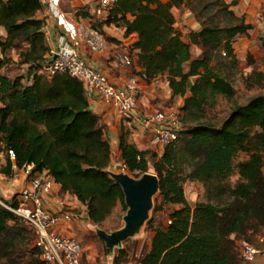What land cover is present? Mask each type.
Wrapping results in <instances>:
<instances>
[{
    "label": "trees",
    "instance_id": "1",
    "mask_svg": "<svg viewBox=\"0 0 264 264\" xmlns=\"http://www.w3.org/2000/svg\"><path fill=\"white\" fill-rule=\"evenodd\" d=\"M241 0H117L103 24L136 34L134 49L138 66L147 80L165 76L175 95L185 96L182 111L196 126L186 132L183 145L166 147L154 163L163 204L178 206L165 228H156L149 252L140 264H251L241 258L239 243H254L264 235V96L245 106H236L222 128L203 124L205 107L221 96L227 100L236 91L230 76L212 66L214 55L237 65L234 43L252 29L233 8ZM186 8L201 25L188 41L175 29L173 10ZM41 0H0L2 54L19 52L32 82L0 74V136L6 155L16 154V167L34 163L35 172H48L63 192L74 195L88 209L94 226L104 223L120 204L128 210L122 188L108 170L111 145L100 117L90 109L84 85L67 74L54 77L37 74L50 49ZM201 49L193 59L191 46ZM223 57V58H222ZM0 59V71L7 64ZM264 65V58H263ZM248 66L255 65L249 56ZM264 81L253 71L248 79ZM191 79L194 83L190 86ZM120 162L134 179L149 172L150 151H140L124 136ZM240 154L247 159L238 161ZM8 158V156H7ZM156 158V157H154ZM190 169L184 176V167ZM12 163L1 172L12 176ZM238 176L236 185L229 182ZM197 182L205 188V202L190 206L184 184ZM6 205L16 203L4 202ZM35 234L0 205V264H45L33 245ZM113 264H120L116 258Z\"/></svg>",
    "mask_w": 264,
    "mask_h": 264
},
{
    "label": "crops",
    "instance_id": "2",
    "mask_svg": "<svg viewBox=\"0 0 264 264\" xmlns=\"http://www.w3.org/2000/svg\"><path fill=\"white\" fill-rule=\"evenodd\" d=\"M48 1L41 0L44 9L37 14V17L45 22L44 32L50 49L47 57L60 49L77 46L89 65L106 74L114 85L123 88L131 77H136L139 84L141 93L138 98L137 108L129 116L121 115L116 108L105 103L96 94H87L90 109L100 117L106 139L111 145L112 158L108 170L112 172L116 166L115 161H120L121 136H124L138 150L150 151V153L159 154L161 157L165 152V147L151 145L152 133L143 127L141 119L143 116L151 113H168L178 111V109L182 110L186 99L191 97L190 90H187L185 96L175 95L165 76L147 80L144 71L138 66L139 51L134 49L138 36L136 34L127 35L126 30L123 28L103 24L105 20L100 24L101 33L107 40L106 49L102 53H92L85 46L80 36L72 39L65 32L62 22L75 28L79 23H85L87 16L92 14L94 10L95 0H54L57 6L56 9L55 7L51 8ZM225 1L230 3L232 0ZM233 10L237 16L245 17L246 23L252 27L247 36L238 37L233 45L239 64L240 59L237 56L241 51L239 42H244L242 44L245 45L246 49L254 46H261L264 49V0H241L239 5L233 8ZM175 11L177 10H173L176 21L175 29L183 34L184 39L185 34L189 36L193 32L201 31V25L189 10L182 11L178 17ZM58 15H61L60 20ZM2 34L3 38L1 42L6 38L4 29H2ZM188 36L185 39L186 41H188ZM7 53L4 55L0 50V59H7ZM201 53L200 48L191 46L193 59L198 58ZM123 55L132 57V67H126L122 64L119 56ZM12 59L13 62L19 65V52ZM21 67L27 68L26 66ZM2 70L0 71L1 74ZM37 74H39L38 71ZM31 82L32 77L29 80V83ZM193 83L194 79H191L190 86ZM0 158H2V155H0ZM7 160L8 158L5 161H1L3 167H0V169L6 168ZM11 163L12 176H6L2 172L0 174L2 180L0 181V199L2 201H0L3 203L5 201L14 203L19 198L20 193L30 187L31 180L23 175L21 170L17 169L15 162L11 161ZM120 165H123V163ZM44 203L45 208L52 213H57L64 209L72 211L76 215L77 219L74 222L60 227L59 231L62 234L77 236L79 231L87 227V225L91 226L87 207L79 202L74 195L63 192L61 186L57 183H55L52 192L44 197ZM252 264H264V255H259Z\"/></svg>",
    "mask_w": 264,
    "mask_h": 264
},
{
    "label": "built area",
    "instance_id": "3",
    "mask_svg": "<svg viewBox=\"0 0 264 264\" xmlns=\"http://www.w3.org/2000/svg\"><path fill=\"white\" fill-rule=\"evenodd\" d=\"M48 2L51 8L56 9L54 0ZM116 2L117 0H95L94 10L87 16L85 23H79L75 28L62 22L65 32L72 39L80 36L92 53H102L106 49L107 40L101 33L100 22L107 19ZM58 18L60 20L61 15H58ZM2 38L0 28V41ZM119 59L124 66H133L131 56L123 55L119 56ZM38 73L47 77L67 74L77 79L84 85L87 94H96L123 116H129L137 108L141 90L136 77H131L123 88L114 85L106 74L89 65L77 46L51 53L39 66ZM141 122L143 127L152 133V146H171L180 139L183 132L178 111L151 113L143 116ZM7 156L11 161H16L13 150H8ZM121 167L126 169L124 165ZM35 169L34 163L22 167V174L31 181L30 187L24 189L15 201L16 206L6 205L1 201L0 205L13 213L24 227L34 232V247L41 251V260L45 264H82V243L76 236L59 231L61 226L71 224L77 217L72 211L63 209L52 213L45 208L44 197L52 192L55 181L48 172H35ZM240 250L243 261L252 264L259 255H264V235L259 236L254 243L241 242Z\"/></svg>",
    "mask_w": 264,
    "mask_h": 264
},
{
    "label": "rangeland",
    "instance_id": "4",
    "mask_svg": "<svg viewBox=\"0 0 264 264\" xmlns=\"http://www.w3.org/2000/svg\"><path fill=\"white\" fill-rule=\"evenodd\" d=\"M175 10H177L175 13L178 17L182 11L189 9L181 8ZM187 36L188 35L185 34V39ZM242 43L244 42H239V48L241 51L237 54V56L240 60L239 64L237 62L238 65L235 67L229 64V60L226 62V60L221 59V57L216 56V54L214 55L211 63L212 66L221 74L230 76L236 95L231 100H227L221 96H217L211 100L214 102V105L205 107L204 116L200 120L203 124H209L218 129L222 128L224 123L234 113L236 106H245L254 98L264 96V81L256 82L257 79L255 77L248 79L253 69L254 71H257V73H264V65L262 62L264 58V49L261 46H254L246 49L245 45ZM17 53L18 51H8V62L2 70V74L12 80L23 77L24 86H28L29 80L31 79L28 73V68H23L20 64L17 65V63L13 62L12 59V57L17 55ZM251 55L253 56V61L255 62L254 67L247 66L249 56ZM0 107H2L1 103ZM178 112L181 115L183 132L181 133L180 141L176 145H183V139L187 137L186 132L194 128L196 126V122H194L190 117L187 118L185 116V112L181 109H178ZM0 155H2V158H0V167H3L1 161H5L7 159V155L6 148L1 141V136ZM152 156L153 158L151 157L149 160L148 173L156 175L154 172V163L160 158V156L155 153L152 154ZM245 159H247V156L245 154H240L236 163ZM120 164V161L116 160V166L111 173L127 174L133 178V176L127 172V169H123ZM184 170V176H187L190 169L185 166ZM1 171L2 169H0V174H2ZM238 180L239 177L235 175L230 178L229 182L234 186ZM0 181H2L1 177ZM184 193L189 205L192 207L199 202L206 201L205 188L197 182L187 181L184 184ZM0 200L2 201V199ZM177 209H179L178 206L163 204L162 198L159 195H156L153 199V208L149 213L148 221L139 230V232L119 247L110 249L106 243L100 239L98 233L102 231L111 235L125 228L126 223L124 218L126 217L128 210H124L119 204L112 215L104 223L99 226H94L93 224H91V226L87 225V227L79 231L77 234V239L84 247L82 264H113L116 258L120 259V264H140L142 258L150 250L154 230L156 228L167 227L170 215ZM240 244L241 242L239 243V246ZM32 246H34V243Z\"/></svg>",
    "mask_w": 264,
    "mask_h": 264
},
{
    "label": "water",
    "instance_id": "5",
    "mask_svg": "<svg viewBox=\"0 0 264 264\" xmlns=\"http://www.w3.org/2000/svg\"><path fill=\"white\" fill-rule=\"evenodd\" d=\"M112 178L122 188L128 212L125 228L111 235L99 232L98 236L112 249L119 247L134 237L148 221L153 208V199L159 191V179L156 175L145 174L140 179H134L127 174H113Z\"/></svg>",
    "mask_w": 264,
    "mask_h": 264
}]
</instances>
